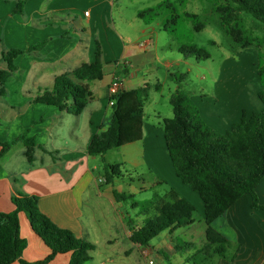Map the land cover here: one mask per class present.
<instances>
[{
    "label": "crops",
    "instance_id": "crops-1",
    "mask_svg": "<svg viewBox=\"0 0 264 264\" xmlns=\"http://www.w3.org/2000/svg\"><path fill=\"white\" fill-rule=\"evenodd\" d=\"M83 6L92 11L88 16L85 11L78 21ZM14 7V0H0V54L14 48L29 50L39 42L47 44L15 60L17 70L11 73L4 93L0 94V143L24 134L37 143L33 162H29L22 142L13 145L0 159V212H13L12 199L19 194L38 196L44 215L58 227L95 245L86 264H148L150 260L155 264H264V210L252 207L250 195L242 197L212 225L230 243L226 258L202 253L207 244L204 203L198 193L177 177L167 154L163 120L170 118L171 112L163 114L154 108L155 121L148 120L147 106L152 107L164 98L170 100L177 90L164 96L163 85L157 78V64L163 58L151 50L155 44L153 33L145 41L148 47L143 49L112 23L109 26L113 0H27L23 15H13ZM99 26L104 30L100 37ZM146 34L143 30L142 35ZM97 41L103 51L104 78L90 83L93 99L80 115L72 113V100L66 111L33 103L38 94L53 87L56 77L94 62ZM163 64L167 69L172 66L171 62ZM3 70H7L6 63L0 64V72ZM116 78L121 79V91H135L147 85L152 89L144 101L143 140L117 149V160L107 165H119L120 169L125 163L137 169L145 166L152 175L153 186L168 184L196 208L202 216L201 229L196 228L195 222L167 230L148 247L131 242L129 220L121 212L124 201L115 198V192L125 196L123 175L108 182L106 176L97 174V156L88 153L93 137L107 129L112 119L109 87ZM155 85H161V89L157 91ZM222 112L229 116L228 124L223 125L225 132L243 116L242 109ZM210 124L215 127L214 122ZM130 146L134 147L133 154L127 150ZM110 152L104 156L105 162ZM100 167L105 169L103 164ZM256 192L264 207V180ZM19 220L21 237L27 242L22 260L44 261L51 249L33 230L25 213H20ZM134 249L139 258L131 263L127 258L134 254ZM146 250L148 259L143 255ZM70 260L71 254L57 255L47 264H69Z\"/></svg>",
    "mask_w": 264,
    "mask_h": 264
},
{
    "label": "trees",
    "instance_id": "trees-1",
    "mask_svg": "<svg viewBox=\"0 0 264 264\" xmlns=\"http://www.w3.org/2000/svg\"><path fill=\"white\" fill-rule=\"evenodd\" d=\"M186 1L180 0L181 4ZM211 1L223 29L233 43L240 48L252 46L254 40L246 35L235 14L244 12L264 24V0ZM26 3L27 0H19L13 9V15H23ZM164 11L169 13V17L165 20L163 30L171 36L176 37V27L183 17L193 24L196 32L206 27L199 15L185 13L182 16L170 2L140 11L138 17L146 25H150ZM46 44L47 41L39 42L29 50L14 48L0 54V64H7V70L0 72V94L4 93L11 73L17 70L15 60L21 55L43 49ZM179 52L185 57L194 56L197 60L210 57L205 50L193 46L182 45ZM172 77L177 79L179 88L169 100L173 117L163 120L167 152L177 177L198 193L204 203L207 244L202 253L205 256L226 258V247L230 243L213 228V223L245 195L253 198L254 209L264 210L259 204L256 192L258 185L264 180V109L253 112L249 118L243 111L240 122L233 124L224 134L217 133L203 121L200 110L189 95L180 90L185 76ZM257 77L261 85L258 98L264 105V55H259ZM103 78V51L97 41L94 62L83 64L72 72L56 77L53 87L38 94L33 103L66 111L72 100V113L80 115L93 99L90 83L102 81ZM154 87L157 91L161 89V85ZM150 89L152 86L147 85L135 91H120L109 99L114 101L113 116L107 129L91 140L88 148L90 156L104 157L109 151L143 140L144 101ZM18 142L26 146V156L29 162H33L37 143L35 138L25 134L0 143V159ZM105 170L108 182L122 176L119 165H106ZM115 198L118 201H128L133 196L126 197L115 192ZM12 201L15 206L13 212H0V264H12L16 261L21 264H47L57 255L64 254H71L69 264H86L91 260L95 245L76 237L70 230L58 227L44 215L39 208L38 196L19 194ZM146 207L154 209L156 215L151 216L146 210L142 213L146 219L140 227L132 220L128 221L130 240L139 246L148 247L163 232L195 223L196 208L173 189L162 198L148 201ZM20 213L27 215L33 230L51 249V255L44 261L27 263L22 260L27 242L21 237Z\"/></svg>",
    "mask_w": 264,
    "mask_h": 264
},
{
    "label": "rangeland",
    "instance_id": "rangeland-1",
    "mask_svg": "<svg viewBox=\"0 0 264 264\" xmlns=\"http://www.w3.org/2000/svg\"><path fill=\"white\" fill-rule=\"evenodd\" d=\"M18 1L14 0L15 5ZM113 2L112 19L107 22L110 23L109 26L112 23L137 44L145 43L150 38V33H153L151 38L152 43L155 44L151 45V50H156L159 57L163 58V62L159 61L157 64L159 67L157 78L163 85L165 97L179 88L177 79L172 76L184 75L185 79L180 84V90L189 95L194 105L200 110L206 125L220 134L225 133L223 125L228 124L226 121L229 118L227 115L223 116L222 110L225 112L226 109H236V111L242 109L249 118L253 112L264 109V105L258 98L261 85L257 77L259 55H264V24L244 12H237L235 18L245 29L246 35L254 40L252 46L240 48L226 34L211 0H187L185 4H181L180 0H113ZM163 2L175 5L182 16L185 13L199 15L201 21L206 24L205 29L196 32L193 24L183 17L178 22L176 37H174L163 30L165 20L169 17L167 11L162 12L150 25H146L138 17L140 11L155 8ZM85 11L91 12L92 9L83 6L82 13L77 16L78 21H81ZM143 30L147 31L146 36L142 35ZM103 34L104 30L99 26L97 36L100 37ZM182 45L203 49L210 57L201 60H197L194 56L185 57L179 52ZM165 62H171L172 66L167 69L163 64ZM147 108L148 120L151 122L155 121L154 108H158L163 114L171 112L170 118L173 117L172 107L167 98ZM212 122L215 123V127L210 124ZM217 124L221 125V128H217ZM133 148L128 147L130 154H133ZM116 152L117 149L112 150L106 162L104 157L97 156L96 164L100 166L103 164L105 167L107 164L114 163L113 159L117 160ZM100 166L97 174L106 176V170ZM136 169L131 163H125L122 166L125 196H133V198L124 201L121 212L125 214L127 220H132L137 225L146 219L142 214L146 210L151 216L156 215L154 209H147L146 203L164 197L171 187L165 183L153 186L152 175L148 169L145 166ZM137 173H141L142 176ZM194 218L196 228L201 229L202 216L198 211ZM127 244L129 243L125 241V246ZM138 256V251L134 249V254L127 259L132 263L139 258Z\"/></svg>",
    "mask_w": 264,
    "mask_h": 264
},
{
    "label": "built area",
    "instance_id": "built-area-1",
    "mask_svg": "<svg viewBox=\"0 0 264 264\" xmlns=\"http://www.w3.org/2000/svg\"><path fill=\"white\" fill-rule=\"evenodd\" d=\"M86 15H89V12H86ZM138 46L140 48L146 49L148 47V43H140L138 44ZM122 90V83H121V79L116 78L113 80V82L111 83L110 87H109V99L115 97L120 91ZM110 105L113 106L114 105V101H110ZM100 182H105V180H100ZM144 257L146 259H148L149 256V251L146 250L143 253ZM148 264H155L153 260L148 261Z\"/></svg>",
    "mask_w": 264,
    "mask_h": 264
}]
</instances>
